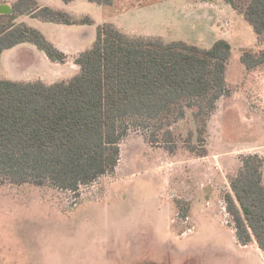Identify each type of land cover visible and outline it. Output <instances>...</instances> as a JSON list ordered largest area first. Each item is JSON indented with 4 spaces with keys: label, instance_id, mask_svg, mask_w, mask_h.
I'll return each mask as SVG.
<instances>
[{
    "label": "rangeland",
    "instance_id": "374dc122",
    "mask_svg": "<svg viewBox=\"0 0 264 264\" xmlns=\"http://www.w3.org/2000/svg\"><path fill=\"white\" fill-rule=\"evenodd\" d=\"M42 1L92 17L95 36L98 26L113 23L131 37L202 48L227 40L232 94L220 100L209 122L206 158L183 148L171 155L132 132L121 145L115 173L78 195L0 183V264H264L257 245L238 244L223 201L239 157H264V73L247 75L241 62L244 51L264 48V34L222 0H116L112 6L77 0L69 7L62 0ZM30 24L48 40L53 34L61 41L80 39L83 51L93 44L87 26ZM23 46L32 51L4 53L1 78L52 84L79 72L72 63H54L35 46ZM191 130L190 117L175 127L183 138ZM177 199L190 204L189 218H180Z\"/></svg>",
    "mask_w": 264,
    "mask_h": 264
},
{
    "label": "trees",
    "instance_id": "16d2710c",
    "mask_svg": "<svg viewBox=\"0 0 264 264\" xmlns=\"http://www.w3.org/2000/svg\"><path fill=\"white\" fill-rule=\"evenodd\" d=\"M69 4L76 0H62ZM112 6L116 0H87ZM212 1V0H210ZM264 34V0H222ZM13 14L0 15V68L5 51L31 44L54 63L68 56L38 29L18 23L21 16L67 26H92L90 16L16 0ZM232 46L224 39L211 48L184 41L131 37L113 23L98 26L91 48L74 63L71 79L13 81L0 76V183L51 186L78 195L102 177L113 175L121 145L132 132L149 145L174 155L180 149L197 158L209 155V122L227 85ZM246 74L264 73V48L244 51ZM190 117L194 130L183 138L175 127ZM229 178L223 201L238 244H257L264 254V157L243 154ZM180 218L190 204L176 200Z\"/></svg>",
    "mask_w": 264,
    "mask_h": 264
},
{
    "label": "crops",
    "instance_id": "0c3cea01",
    "mask_svg": "<svg viewBox=\"0 0 264 264\" xmlns=\"http://www.w3.org/2000/svg\"><path fill=\"white\" fill-rule=\"evenodd\" d=\"M16 0H12V1H3V2H0V4H7V5H10L15 2ZM77 1V0H76ZM39 4L41 6H45L44 2L42 0H38ZM75 2V1H74ZM74 2L72 3H69V4H66L65 5L67 7H69L71 4H73ZM49 7V6H47ZM54 9V8H53ZM57 10H63V11H66V9H57ZM69 13V12H68ZM74 16V15H73ZM77 17V16H76ZM36 21H40L38 19H35V18H32L31 16H21L17 19V22L18 23H26L28 24L29 26H32V24H30V22H36ZM95 21V20H94ZM42 22V21H40ZM43 23H47V22H43ZM51 24H54V23H51ZM58 26H67V25H60V24H57ZM87 26V25H86ZM93 26V25H92ZM35 28V27H34ZM92 27L91 26H87L86 29H88V32H87V36L90 38V41H95L96 39V36L94 34V31L93 29H91ZM52 31L53 30H57L56 27H52L51 29ZM40 31L45 35V37L47 38V40L49 39L48 36L43 32V30L40 29ZM53 37L52 40H48L50 41L51 43H53L58 49H60L61 51H63L67 56H68V61L64 64V65H67L68 63H72L73 64V67L72 69L73 70H77L76 69V65L74 63V60L75 58L81 54L82 52H84L82 50V46H81V42H80V39L78 40H74V39H66V40H60L59 38H57L56 36H54L53 34ZM24 44L22 45H19V46H16L15 48H13V50L17 49V48H20V49H23L25 50L26 52H31L32 49L30 47H24L23 46ZM19 49V50H20ZM11 50V49H10ZM8 51V50H7ZM6 52V51H5ZM4 52V53H5ZM3 53V55H4ZM3 55H2V58H3ZM1 64H2V59H1ZM1 69V68H0ZM1 76V75H0ZM9 80V79H8ZM252 245H257V244H252ZM244 247V246H243ZM247 246H245L244 248H246ZM258 247V246H257ZM259 249V248H258ZM260 250V249H259ZM261 252V251H260ZM262 253V252H261Z\"/></svg>",
    "mask_w": 264,
    "mask_h": 264
},
{
    "label": "water",
    "instance_id": "95a60500",
    "mask_svg": "<svg viewBox=\"0 0 264 264\" xmlns=\"http://www.w3.org/2000/svg\"><path fill=\"white\" fill-rule=\"evenodd\" d=\"M13 14V9L10 5L0 4V15H11Z\"/></svg>",
    "mask_w": 264,
    "mask_h": 264
}]
</instances>
